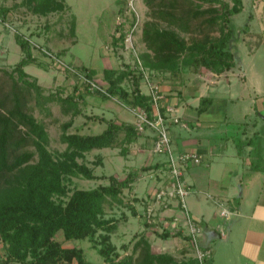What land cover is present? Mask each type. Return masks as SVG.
Returning a JSON list of instances; mask_svg holds the SVG:
<instances>
[{
  "label": "rangeland",
  "instance_id": "rangeland-1",
  "mask_svg": "<svg viewBox=\"0 0 264 264\" xmlns=\"http://www.w3.org/2000/svg\"><path fill=\"white\" fill-rule=\"evenodd\" d=\"M57 1L64 2L63 8L41 13L35 11L33 5L27 4L26 0H0V8H9L6 19H0V99L8 96L10 106L13 104L12 99L15 93L22 98L27 111L46 124L50 134L48 147L54 155L66 149L67 144L61 141L62 126L70 120L73 121V126L69 132L82 134L102 132L108 120L118 123L137 122L135 114L129 109L131 107L129 103L117 97L104 99L96 92L86 91L82 83H84L83 77H86L87 70L83 67L93 71L92 79L104 88L108 86L105 69H114L117 75L131 69L133 74L123 81L124 87L129 91L134 89L133 75L141 74L143 81L148 75L151 78L150 82L160 84L162 81L163 83L166 77L163 76L161 81L157 78L153 79L154 75L142 62L141 53L146 49L143 41V28L146 22L153 20H157L162 27H170L166 19H159L154 15V9H158L160 0ZM223 1L229 3L230 6L233 5V0ZM243 2L245 10L232 16L229 22L234 34L232 40H235V48L240 61L246 63L249 77L250 72L256 69V73L261 78L262 88L254 90L250 83V86L245 84V89L239 92L240 100L227 105L228 112H232L235 118H239L242 107L249 103L248 99L251 94L253 96L264 94V0H243ZM254 4L257 6L256 9L253 7L254 17L251 24L246 26L252 18H250V9ZM185 6L186 9L189 7L192 10L198 8L197 1L193 0ZM202 6L208 7L210 3H204ZM178 13L182 12L178 11ZM201 20L202 17L188 19L189 31L182 32V35L189 42L203 38L204 34L210 30L213 31L212 35L215 37L220 34L216 28L202 24ZM74 25L75 33H72ZM172 27L176 28L175 25ZM16 33H21L31 41L36 61L26 66L25 69L31 75L29 79L41 86L40 96L36 89H26L21 82L14 84L11 73L24 56L21 47L16 42ZM122 33L125 38L116 43L114 38ZM245 34L250 36L246 37ZM139 60L142 64H139ZM249 61H252L254 66L252 71L249 70ZM13 73L17 78L18 74ZM143 89L149 90L147 83L144 84ZM69 95L76 96L78 114L73 113V106L64 112L59 98ZM241 96H245V100ZM180 124L181 122L178 125L174 124L176 127L173 128L179 129L182 136H188V130L181 131ZM142 133L141 139L138 137L137 141L126 145L122 143L125 135L123 131L113 147L93 149L78 157V162L92 169L95 178L88 179L82 175L65 178V183L70 190L91 189L109 184L112 175L118 179H125L131 172L135 173V176H132L134 181L131 186L125 187L119 195L123 203L114 200L105 203L104 206V217L113 218L116 223V228L110 235V243L116 247L114 253L116 260L133 257L134 262H138L141 258V250L135 252L134 244L142 236L149 240L154 253L168 251L165 239L169 237L164 235L166 230L162 229V223L156 220L160 217L162 204L152 201L155 210L148 218L147 208L151 202L148 203L144 196L155 184L150 177V172L153 170L145 168L151 165L150 157L154 156L156 160H166L167 155L154 152L152 132ZM213 206H211L212 213L215 214L218 206L214 204ZM98 233L104 232L99 231ZM55 237L64 248H82L86 261L93 264H108L98 252L99 248L104 246L101 235H95V241L89 238L66 240L61 230ZM105 244L107 245L108 242ZM184 249L178 248L174 253L178 261L186 259L189 249ZM6 256V245L0 238V264H6L4 263Z\"/></svg>",
  "mask_w": 264,
  "mask_h": 264
},
{
  "label": "trees",
  "instance_id": "trees-1",
  "mask_svg": "<svg viewBox=\"0 0 264 264\" xmlns=\"http://www.w3.org/2000/svg\"><path fill=\"white\" fill-rule=\"evenodd\" d=\"M191 1L160 0L158 9H154V15L159 19H166L170 27H162L157 20L146 22L143 28L146 49L141 53V59L152 74L166 72L174 76L191 67L193 71L205 67L221 74L235 67V53L231 48L234 34L229 22L232 16L243 11V0H233L231 6L223 0H193L197 1L198 8L186 9L185 4ZM26 3L33 5V9L41 13L64 6L63 1L57 0H26ZM204 3H210V6L203 7ZM8 11L7 7L1 8L0 19L5 20ZM178 11L182 13L179 14ZM199 17H202V24L216 28L220 34L215 37L210 30L203 38L189 42L182 32L189 31L188 19ZM74 29L75 25L72 33H75ZM124 38L122 33L114 41L117 43ZM15 39L24 56L13 68L18 77L11 73L14 84L21 82L26 89H36L40 96L41 86L29 79L31 75L25 69L36 61L31 41L21 33H16ZM83 69L87 70L86 76L92 79L94 72L86 67ZM104 73L108 84L107 93L90 91L89 83L84 82L82 85L88 93L96 92L104 99L117 97L131 106L145 108L151 115L152 99L141 90V74L133 75L134 89L129 91L124 87L123 81L133 74L131 69L120 75L114 69H105ZM12 100L13 104L9 106L8 96L0 99V238L6 245L7 256L4 263L93 264L86 261L82 248L62 246L55 237L61 230L66 240L89 238L95 241V235H101L104 246L98 252L108 264L196 263L195 258L178 261L172 253H154L151 243L143 236L134 244L135 252L141 250L138 262H134L133 257L116 260V247L110 243V235L115 230L116 223L113 218L104 217V206L114 200L123 203L119 195L125 187L131 186L135 173L131 172L125 179L112 175L109 184L91 189L70 190L65 183V178L72 176L95 178L92 169L78 162V157L93 149L113 147L123 131L125 135L122 143H133L142 133L135 124L108 120L102 132L82 134L69 132L73 126V121L70 120L62 126L61 141L67 144L66 149L54 155L48 147L50 134L46 124L27 111L24 101L17 93ZM205 100L207 99H203V102ZM59 101L64 112L73 106V113L78 114L76 96L60 97ZM162 110L165 108L162 107ZM30 146L34 148L30 149ZM155 166L158 165L145 168L148 170ZM99 231L104 233L99 234ZM164 235L168 237L169 232L166 231Z\"/></svg>",
  "mask_w": 264,
  "mask_h": 264
},
{
  "label": "crops",
  "instance_id": "crops-1",
  "mask_svg": "<svg viewBox=\"0 0 264 264\" xmlns=\"http://www.w3.org/2000/svg\"><path fill=\"white\" fill-rule=\"evenodd\" d=\"M253 7L257 6L254 4L250 9L252 18L246 26L254 17ZM234 42L231 41V48L236 65L230 71L218 74L200 67L197 71L186 70L174 76L166 72L153 73V79L161 81L166 77L159 84L164 94V108L172 107L173 115L181 119V131L188 130L189 135L182 136L179 129L173 128L178 124L171 123L175 150L202 156L200 164L188 166L185 179L190 189L188 208L202 228L200 244L212 250L209 264H264V94L253 96L250 93L249 103L242 107L239 118L228 112V103L240 100L239 92L245 89L246 83L254 90L262 88L256 69L249 77ZM248 64L252 71V61ZM144 81H141V90L147 94L148 90L143 89ZM241 97L245 100V96ZM203 99L207 100L203 102ZM150 161L152 166L158 165L150 172L155 184L144 195L152 204V195L167 172L166 160L151 156ZM213 204L218 206L215 214ZM160 209L156 220L169 232V238L165 239L166 252L174 255L178 248H188L186 258H194L181 206L173 201L162 204Z\"/></svg>",
  "mask_w": 264,
  "mask_h": 264
},
{
  "label": "built area",
  "instance_id": "built-area-1",
  "mask_svg": "<svg viewBox=\"0 0 264 264\" xmlns=\"http://www.w3.org/2000/svg\"><path fill=\"white\" fill-rule=\"evenodd\" d=\"M139 64L142 62L139 60ZM142 69L144 67L142 66ZM85 83H89L88 89L90 91H101L107 93L104 86L97 84L94 79H89L87 76L83 77ZM151 78L146 75L144 83H147L149 90L146 95L152 99L151 115L143 107H129L130 111L135 114L137 122L136 127L141 132L147 130L153 133L154 152L158 154H166L165 171L167 176L163 179L162 184L157 187L152 195V201L159 204H169L176 201L183 209L185 224L188 227V235L190 243L194 248V258L196 264H209L212 257V250L210 248H203L200 244L199 238L201 236V225L192 217L188 208L187 197L190 193L188 184L185 179V172L188 166L192 164H200L202 156L196 152L181 151L177 152L173 145V140L170 133V123H180L181 119L177 115H173L174 109L172 107H165L163 104L164 95L158 83L150 82ZM153 204L147 208L148 218L151 217L154 209ZM226 213L223 212V215Z\"/></svg>",
  "mask_w": 264,
  "mask_h": 264
}]
</instances>
